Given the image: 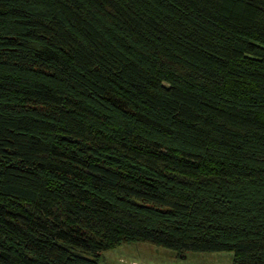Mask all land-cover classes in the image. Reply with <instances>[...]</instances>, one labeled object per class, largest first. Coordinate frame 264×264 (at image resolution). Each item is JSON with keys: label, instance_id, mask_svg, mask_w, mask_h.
<instances>
[{"label": "trees", "instance_id": "1", "mask_svg": "<svg viewBox=\"0 0 264 264\" xmlns=\"http://www.w3.org/2000/svg\"><path fill=\"white\" fill-rule=\"evenodd\" d=\"M137 244L264 264V0H0V264Z\"/></svg>", "mask_w": 264, "mask_h": 264}, {"label": "rangeland", "instance_id": "2", "mask_svg": "<svg viewBox=\"0 0 264 264\" xmlns=\"http://www.w3.org/2000/svg\"><path fill=\"white\" fill-rule=\"evenodd\" d=\"M232 252L177 253L144 244L125 245L102 255L100 264H233Z\"/></svg>", "mask_w": 264, "mask_h": 264}]
</instances>
